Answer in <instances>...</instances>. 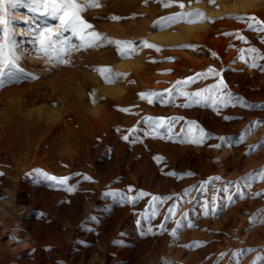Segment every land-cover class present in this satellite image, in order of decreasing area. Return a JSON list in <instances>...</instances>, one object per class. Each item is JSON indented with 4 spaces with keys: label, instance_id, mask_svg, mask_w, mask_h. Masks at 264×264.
Listing matches in <instances>:
<instances>
[{
    "label": "rangeland",
    "instance_id": "1",
    "mask_svg": "<svg viewBox=\"0 0 264 264\" xmlns=\"http://www.w3.org/2000/svg\"><path fill=\"white\" fill-rule=\"evenodd\" d=\"M235 1L239 0H173L165 8L157 0H98L101 6L84 12V19L107 38L135 40L131 46H119L134 49L124 56L116 44L105 40L96 47L70 51L65 57L70 63L64 64L25 45L20 66L38 78L0 87L1 264H164L165 260L233 264L232 254L241 249L240 264H264L256 260L264 254V223L250 221L253 214L264 216V180H252L245 187L248 181L241 179L264 168V146L249 149L264 141V123L254 127L242 143L236 142L251 122L264 121V71L237 58L242 49L256 48V55L264 54V33L234 18L255 16L264 21V0H242V7H234ZM180 2L185 5L183 11L200 9L209 19L197 23L181 20L162 29L153 26L160 17L182 11ZM12 15L31 14L21 6ZM15 27L20 31L25 25L19 21ZM167 29L174 32L172 39L153 37ZM144 40L156 47H145ZM72 43L78 45L79 41L72 37ZM244 55L250 58L253 54L245 51ZM256 63L264 65V60ZM104 67L125 75L105 82L96 70ZM142 67L148 68V79L136 73ZM209 67L220 72L233 103L239 97L240 104L217 110L195 103L183 107L186 100L179 95L171 103L158 98L148 103L140 98V93L155 91L167 99L165 89ZM217 79H199L181 90L196 91ZM148 117L183 118L173 124V133L180 135L169 140L163 129L160 137L143 135ZM189 122L209 134L204 143L180 142L187 136ZM133 127L140 137L136 143L131 142L132 136L128 141L122 139ZM215 144L221 147L211 146ZM36 170L70 177L68 185H75V190L42 179ZM189 172L194 175H182ZM85 175L92 180L83 179ZM213 176L221 180L213 181L204 193L197 191L200 182ZM229 181H240L244 198ZM224 186L228 191L216 195H231L232 202L222 200L215 216H205L202 205L206 198ZM139 190L172 199L160 205V215L144 220L150 196L135 205L120 200L121 195ZM173 205L174 215L165 220ZM177 220H190L195 227H184L173 237L171 229ZM149 224L154 234L142 235ZM196 241L204 243L184 247ZM220 253L227 255L220 259Z\"/></svg>",
    "mask_w": 264,
    "mask_h": 264
},
{
    "label": "snow or ice",
    "instance_id": "2",
    "mask_svg": "<svg viewBox=\"0 0 264 264\" xmlns=\"http://www.w3.org/2000/svg\"><path fill=\"white\" fill-rule=\"evenodd\" d=\"M157 2L162 3L163 7L168 8L172 6L173 0H157ZM210 3H215V0H210ZM26 6L27 12L31 15H25L22 17H17L12 15L13 10ZM98 0H0V87H3L7 83L19 82L21 79H36L32 73L26 72L24 68L20 66V60L23 57L20 55L22 50H25V45H30L31 50L37 54H42L49 60H55L57 63H70L65 57L72 50H79L90 48L101 44L103 41H107L109 44H116L118 46V51L121 56L127 55L128 52L134 51L133 48L128 47L127 49L119 47L120 45L131 46L132 41H116L104 36L103 33L96 31L92 24H90L86 19H84L83 13L90 8L100 7ZM179 8L182 11L172 13L168 16L160 17L157 21H154V27L163 28L165 26H171L174 23H178L184 20L187 23H197L208 20L209 18L200 9H192L190 11H183L185 8L184 3H179ZM113 20H119L121 17L111 16L109 17ZM223 18V17H221ZM235 19L244 21L249 29L259 31L264 33V21H258L255 16H243L237 15ZM22 21L25 25L23 29L17 31L16 24ZM71 35H68V34ZM229 35L230 33H224ZM239 39H244L239 33H236ZM72 37L78 39L79 44L72 43ZM143 45L148 48L156 47L153 44L148 43V41H142ZM184 47H194L192 45H184ZM159 51V48H157ZM245 51L252 53L253 55L249 58L244 55ZM258 50L256 48H250L247 50L242 49L238 55V59L244 61L248 66L253 68H259L264 71V65L256 63L257 59L264 60V54L256 55ZM215 55V53H213ZM168 59H172L169 57ZM249 59L251 62L249 63ZM104 76L105 82H112L115 78H118L123 73H114L110 68H98L96 69ZM170 71V70H167ZM209 76L218 77L216 83L205 86L204 88L198 89L196 91H183L181 90L184 86L195 83L199 79H208ZM167 93V99L161 93L150 91L140 93L141 99H146L148 103H153L154 98H158L162 103L173 102V96L179 95L185 97L186 102L182 105L183 107H189L191 104L195 103L197 105L204 104L205 106L211 105L214 108L235 106L241 103V98L236 97L233 103V94L228 90V86L223 79V76L219 71L213 67H209L204 72H199L193 76H188L182 80H177L175 84L170 89H165ZM123 111H130L129 109H122ZM179 119L177 117H148L147 128L143 132V135L155 134V136H161V130L163 129L167 134L169 140L173 139V135L179 136V133H173V124ZM225 119H232V117H225ZM264 123V121H253L251 122L244 131H241L236 142L242 143L246 135L253 130L254 127L259 124ZM190 127L187 129V136L181 138L180 142L201 144L208 138V133H206L202 128L195 124V122H189ZM129 135H124L122 139L128 141L130 136L134 137L131 142L136 143L139 141L140 137L136 136L137 129L135 127L127 130ZM185 129L181 128L180 132L183 133ZM221 140H225L227 143L232 142L228 140L227 137H219ZM212 147H221L220 144L211 145ZM264 146V141H261L257 145L249 146L250 150L258 149ZM154 159H161L159 157H154ZM40 177L47 181L56 182L61 186H67V191H74L75 185H68L70 177H57L55 175H49L48 173L42 172L41 170H36ZM168 175H180L177 173L169 172ZM182 175H194V173H184ZM85 180H92V177L85 175L83 177ZM242 180L248 181L245 187L251 186L252 180H264V168L259 171L246 174ZM221 180L219 176L209 177L207 181L200 182L197 191L204 193L209 190V186L213 181ZM235 183L237 191L241 198H244V193L240 189V181L227 182L228 185ZM228 187L224 186L221 189H216L212 196L207 199V202L202 205L203 214L205 216L212 215L215 216L221 209V201L226 200L232 202L233 198L231 195L226 197H218L216 193L227 192ZM129 192H132V187L129 186ZM187 192V189H185ZM179 195V194H177ZM254 196H260L262 193H253ZM150 196L151 200L149 203L148 215L144 216V220H149L160 215V205L165 201L171 200L172 196H159L156 194H149L143 190H139L132 195L127 193L120 196V200L131 205L137 204L144 197ZM175 213V205L167 209V213L164 215V219L167 220L170 216ZM187 220L186 214H182ZM259 221L264 223V216H257L253 214L250 217L251 222ZM176 226L171 229V235L173 237H178L179 230L184 227H195V224L188 220L186 223L177 220ZM137 224H141V220H137ZM161 230H165L163 224L159 225ZM143 234H154L152 233V227L149 224ZM15 239V238H14ZM204 242L196 241L190 245H184V247H199L202 246ZM248 251H251L250 249ZM244 250L241 249L232 254L233 264H240L239 257L243 254ZM227 253H220V259H223ZM256 260L264 261V254L257 256ZM164 264H173V262L165 260ZM255 264V261L253 262Z\"/></svg>",
    "mask_w": 264,
    "mask_h": 264
},
{
    "label": "bare ground",
    "instance_id": "3",
    "mask_svg": "<svg viewBox=\"0 0 264 264\" xmlns=\"http://www.w3.org/2000/svg\"><path fill=\"white\" fill-rule=\"evenodd\" d=\"M244 1H242V0H239V1H235L232 5L234 6V7H242L243 6V4L245 3H243ZM145 3V2H144ZM224 8H228V5L227 4H224V6H223ZM145 8V7H144ZM113 9H115V8H113ZM208 11H212V9L211 8H208ZM124 12V11H123ZM213 13L214 12H216V11H212ZM142 13V12H141ZM147 14V13H146ZM122 15V14H121ZM148 15V14H147ZM147 15H146V17H147ZM144 16H145V14H144ZM144 19V18H143ZM147 20V19H146ZM128 24V23H127ZM143 25H145L144 24V22L142 23ZM136 25V24H135ZM142 25V26H143ZM127 26V25H126ZM129 26V25H128ZM137 26V25H136ZM111 27H112V25H111ZM115 27V26H114ZM113 27V28H114ZM147 27V26H146ZM96 29H97V27H95ZM94 28V29H95ZM99 29V28H98ZM144 29H146V28H144ZM122 30H124V29H122ZM135 30H136V28H135ZM134 30V31H135ZM138 30V29H137ZM168 30V29H167ZM121 31V30H120ZM142 31V29H140V30H138V32H141ZM116 32H118L117 30H116ZM121 33L122 32H120V33H118V34H120L121 35ZM128 33V32H127ZM129 34V33H128ZM144 34V33H143ZM150 34V33H149ZM106 35V34H105ZM124 35V34H123ZM130 36H131V34H129ZM136 35V34H135ZM135 35H133V36H135ZM138 35V34H137ZM107 36V35H106ZM112 36V35H111ZM173 36H174V32L171 30V31H162V32H155V33H153V37H155V38H158V39H163V40H167V39H172L173 38ZM120 36H118V37H116L117 39L119 38ZM128 37V36H127ZM112 38V37H111ZM115 38V39H116ZM121 38H123V37H121ZM114 39V40H115ZM113 40V39H112ZM133 40V39H132ZM118 41V40H117ZM135 41V40H134ZM133 41V42H134ZM141 42V41H140ZM142 46V45H141ZM141 46H139V47H141ZM96 47V46H95ZM138 47V46H137ZM138 47V48H139ZM137 48V49H138ZM82 52V51H81ZM77 53V52H76ZM75 53V54H76ZM133 55V54H132ZM75 56V55H74ZM142 56H143V54H142ZM78 56L76 55V58H77ZM128 60V59H127ZM126 60V61H127ZM142 60V59H141ZM125 61V62H126ZM145 61V60H144ZM129 63V62H128ZM137 64V63H136ZM115 65V64H114ZM129 65H127V67H128ZM111 68L113 69V67L111 66ZM136 73L138 74V76L140 77V78H144V79H148L149 78V71H148V68L147 67H142V69L141 70H137L136 71ZM120 81V80H119ZM121 84V83H120ZM118 85V86H117ZM117 85H115V87L117 86V87H119V88H121V86L119 85V84H117ZM124 88H122V90H123ZM50 112H51V110H50ZM1 154V153H0ZM4 221H5V219H4ZM18 244H20V242L18 243ZM24 246H25V244H24ZM25 247H27V246H25ZM29 248V247H28ZM27 249V248H26ZM24 251V250H23ZM29 251V250H28ZM17 253V252H16ZM28 253V252H27ZM36 255V254H35ZM15 256H17V255H15ZM25 258V257H24ZM2 259H3V257H2V255L0 256V264H1V262H2ZM17 261H19V258L17 259ZM17 263V262H16Z\"/></svg>",
    "mask_w": 264,
    "mask_h": 264
}]
</instances>
